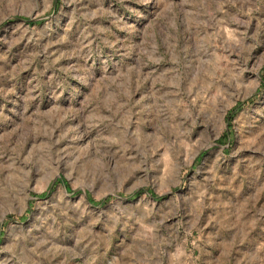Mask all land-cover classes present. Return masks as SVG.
Here are the masks:
<instances>
[{"label": "rangeland", "instance_id": "1", "mask_svg": "<svg viewBox=\"0 0 264 264\" xmlns=\"http://www.w3.org/2000/svg\"><path fill=\"white\" fill-rule=\"evenodd\" d=\"M0 264H264V0H0Z\"/></svg>", "mask_w": 264, "mask_h": 264}]
</instances>
